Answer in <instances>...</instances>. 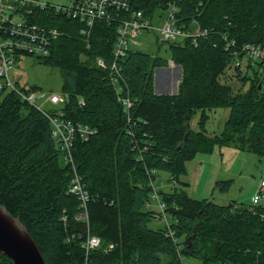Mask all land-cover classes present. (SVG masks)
<instances>
[{
  "label": "trees",
  "instance_id": "trees-1",
  "mask_svg": "<svg viewBox=\"0 0 264 264\" xmlns=\"http://www.w3.org/2000/svg\"><path fill=\"white\" fill-rule=\"evenodd\" d=\"M169 4L178 7L179 26L191 28L196 21L208 31L195 44L193 39L169 43L171 60L183 72L176 95L154 90L155 70L168 61L140 51L121 61L123 93L117 92L109 71L96 65L99 58L112 60L116 25L97 22L88 46L81 23L51 8L35 9L28 17L64 32L49 56L36 59L61 73L62 94L68 97L61 107L64 117L95 130L88 141L75 142L73 169L46 116L16 92L0 93V204L25 225L47 264H83L82 244L89 234L102 242L89 255L93 264H184L185 257L201 264H264V203L253 209L218 205L193 200L175 187L161 192L174 238L166 228L150 227L156 212L146 206L152 193L147 171L168 173L185 187L181 178L188 175L190 152L234 146L264 158V77L255 70L252 78L232 71L243 86L250 82L244 92L220 80L232 61L228 41L264 44V0L133 1L151 17L162 16ZM120 97L132 101L129 114ZM221 108L230 115L222 135L213 137L207 111ZM198 113L194 131L189 122ZM74 172L91 196L88 224L76 220L80 202L69 193ZM229 186L217 184L223 192ZM110 244L114 249L105 252ZM0 259L11 264L1 254Z\"/></svg>",
  "mask_w": 264,
  "mask_h": 264
},
{
  "label": "built area",
  "instance_id": "built-area-1",
  "mask_svg": "<svg viewBox=\"0 0 264 264\" xmlns=\"http://www.w3.org/2000/svg\"><path fill=\"white\" fill-rule=\"evenodd\" d=\"M134 0H69L67 3L52 4L39 0H0V93L9 90L16 92L22 100L29 105L37 108L46 116L52 127V136L60 149L65 153V161L69 165L74 162L71 150L78 139L88 141L95 130L89 126L76 124L64 117L61 107L65 105L68 97L64 94L43 93L41 91H23L15 85L11 79V72L18 64L21 57L42 58L49 56L55 42L64 34L58 28L37 24L29 20L35 9L51 8L55 14L63 15L66 19L75 20L81 23L80 35L89 46V41L94 26L99 21H104L109 25H116V42L113 50V58L107 62L103 58L96 61V65L109 71V78L118 93H123L120 85L123 78L121 61L131 52L137 51L135 47L139 44L138 37L143 34L157 32V41L160 44L175 43L185 39H193L194 44L199 36H204L208 31H202L196 21L191 23V28L178 25L176 4H169L168 9L160 17L147 16L143 11L133 7ZM160 23H163L160 26ZM159 24V25H158ZM192 26H197L199 31L193 34ZM227 48L232 50V61L229 70H241L246 72L248 66L258 71L264 77V44L247 43L237 45L235 41H228ZM171 69L176 64L173 60L168 62ZM264 83V79L262 81ZM119 100L124 104L125 111L129 114L133 103L128 98L120 97ZM81 106L85 105L83 99L80 100ZM49 105L50 109H45ZM53 109L58 111L52 112ZM152 188L150 200L146 206L149 210L156 212V219L163 221L168 231V236L174 238V231L171 229L172 216L167 212L168 206L163 201L161 192L167 184L172 188L178 187V182L172 178L165 183L156 181L160 179V174L155 171H147ZM69 193L76 196L80 202V211L76 220L89 223L88 202L91 198L86 190L83 180L74 172V177L69 187ZM264 200V178L261 180L257 193L252 199L251 208L262 204ZM238 206V205H237ZM66 222V218L63 219ZM70 242V240H68ZM102 247L101 239L97 236H89L83 242L82 248L86 253V260L83 264H93L89 261V255L100 250ZM107 252V251H105ZM0 264H3L0 259Z\"/></svg>",
  "mask_w": 264,
  "mask_h": 264
},
{
  "label": "rangeland",
  "instance_id": "rangeland-1",
  "mask_svg": "<svg viewBox=\"0 0 264 264\" xmlns=\"http://www.w3.org/2000/svg\"><path fill=\"white\" fill-rule=\"evenodd\" d=\"M52 4L67 3L69 0H39ZM159 25V24H158ZM163 23H160L162 26ZM199 28L192 26L193 34H197ZM159 34L152 32L151 34H143L138 37L139 43L135 49L137 51L147 53L153 57H161L166 61H171V52L169 44H160L157 41ZM176 65L171 69L170 65L166 67H158L154 75V90L157 88L160 92L174 93L175 89L179 88V78L182 79V70H178ZM258 70V68H255ZM175 72V84L172 83V76ZM244 74V72L242 73ZM250 78L254 75V70L249 69L245 72ZM11 79L18 82L19 86L29 91H41L43 93L62 94L63 79L58 69L40 64L35 57H21L18 64L11 72ZM221 82L231 85L236 91L249 89L250 82L242 85L240 78L227 70ZM178 92V91H177ZM168 95V94H166ZM1 99V95H0ZM45 109H50L47 105ZM209 121L207 123V131L210 136L222 135L225 129V123L230 115V110L221 108L207 111ZM200 113L193 116L190 120V128L194 131L198 130V122ZM185 164L188 169V175L183 176L181 181L188 184L183 186L178 184V188H183L193 200L207 199L218 205H229L231 203L243 205L246 207L252 206V199L257 193V188L264 178V158L261 159L256 154L248 151H242L234 146L225 148L215 146L211 152L194 151L190 152V156L185 158ZM172 177L170 174L161 172L160 179L156 181H164L167 183ZM220 182H230L227 192L221 191L217 184ZM171 187L167 184L164 191L168 192ZM264 203V200H262ZM151 228L160 229L165 227V223L160 220H154L150 224ZM114 249V245L110 244L105 251L110 252ZM184 264H201L199 260L185 257Z\"/></svg>",
  "mask_w": 264,
  "mask_h": 264
},
{
  "label": "water",
  "instance_id": "water-1",
  "mask_svg": "<svg viewBox=\"0 0 264 264\" xmlns=\"http://www.w3.org/2000/svg\"><path fill=\"white\" fill-rule=\"evenodd\" d=\"M178 70H182L181 66H178ZM177 91L176 88L174 93H162L157 88L155 89L158 95H176ZM0 254L5 256L11 264H47L25 225L1 204Z\"/></svg>",
  "mask_w": 264,
  "mask_h": 264
}]
</instances>
